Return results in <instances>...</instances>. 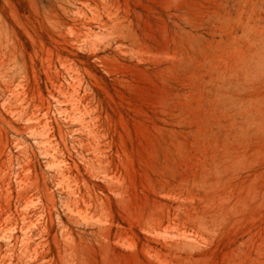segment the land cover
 I'll return each mask as SVG.
<instances>
[{
    "label": "rangeland",
    "instance_id": "rangeland-1",
    "mask_svg": "<svg viewBox=\"0 0 264 264\" xmlns=\"http://www.w3.org/2000/svg\"><path fill=\"white\" fill-rule=\"evenodd\" d=\"M0 264H264V0H0Z\"/></svg>",
    "mask_w": 264,
    "mask_h": 264
}]
</instances>
